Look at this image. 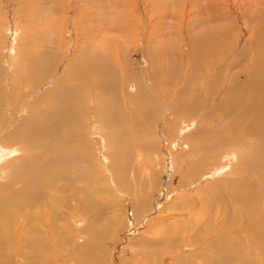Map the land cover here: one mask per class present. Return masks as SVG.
I'll list each match as a JSON object with an SVG mask.
<instances>
[{"label":"rangeland","instance_id":"374dc122","mask_svg":"<svg viewBox=\"0 0 264 264\" xmlns=\"http://www.w3.org/2000/svg\"><path fill=\"white\" fill-rule=\"evenodd\" d=\"M263 52L264 0H0V186L17 149L3 140L75 59L106 60V77L114 72L118 91L112 106L138 126L130 119L120 132L123 148L110 153L97 119L102 101L86 96L79 126L90 170L72 182L85 190L86 212L64 199L44 215L22 204L17 213L7 209L18 218L9 229V213L0 209V264H75L83 245H91L83 252L90 264L201 263L193 257L197 247L185 242L209 237L206 223L238 156L222 149L193 168L201 161L199 144L221 123L214 107L225 83L222 75L209 80L224 66L226 78L245 71ZM38 59L50 68L38 67L46 78L28 79L36 81L32 89L25 69ZM142 92L147 98L129 99ZM35 233L47 245L41 254L25 243L37 240ZM242 248L238 260L264 264V248ZM200 254L222 261L210 250Z\"/></svg>","mask_w":264,"mask_h":264},{"label":"bare ground","instance_id":"6f19581e","mask_svg":"<svg viewBox=\"0 0 264 264\" xmlns=\"http://www.w3.org/2000/svg\"><path fill=\"white\" fill-rule=\"evenodd\" d=\"M222 47L221 44L218 48L220 52ZM209 53L212 56L214 54ZM102 59L91 57L73 60L56 79L52 88L45 92L36 103H33V107L29 108L28 114H31L23 120V123H19L12 133L4 137L3 142L6 141L13 147L17 146V149L14 150V156H12L16 158L10 159L11 161L3 167L5 174H3L4 178L0 186V196L2 192L6 193V199L3 202L0 201L1 210L14 209V213H17L15 211L20 208V205L26 204L35 212L43 213L52 211L64 199L65 202L77 203L73 211L86 212L88 202L83 196L85 190L76 191L73 188L74 185L72 186L74 180L83 181L90 170L87 166L89 147L79 126L82 120L80 110L83 101L86 96H93L98 101H102L98 108L97 119L105 131L103 137L110 153H117L121 147L123 148L120 132L121 129L122 131L128 129L131 119L112 106L111 96L118 93L115 88V74L112 71L109 77H106V60ZM210 61L211 68L215 70L217 62L213 57ZM236 62L239 63V60ZM262 64H264V58L261 56L252 63L248 62L245 71L235 73L229 78L222 74V69L227 66H221L218 73L211 75L209 80L211 83L219 82L223 76L225 83L222 91L223 97H220V101L216 102L214 107L215 115L219 116L221 123L218 127H214L215 131L199 144L202 152L199 155L202 157L193 168L207 163L208 156L222 149H237L238 156L237 162L229 172V179L225 178L223 182L221 181L224 188L219 191V198L216 200L218 203L215 204L204 230L206 237H209L201 238L200 245H194L198 241L197 243L191 240L185 242L186 247L198 248L193 256L198 258L197 260L200 258L201 263L197 262V264L215 263L214 256L211 258V256L200 254L206 250L214 252L215 256L224 263L226 261L227 264H248L246 259L238 260V255L243 251L242 245L255 243L264 248V206L261 203L264 200V67L259 68ZM38 67L50 68L48 63H42L40 59L37 63L31 62L30 66L25 69L27 78L25 80L24 77V81L27 84H29L28 79L37 78V81L43 78L44 81L46 78V73L45 77L43 75L45 70L41 71ZM126 77L133 78L130 74ZM36 81L29 84L32 89ZM110 87L113 89L111 93ZM144 93L135 95L133 99L129 97V99L134 100L139 97L141 101V98H147L143 96ZM36 105L37 107L34 108ZM194 112L195 109H192L188 113L192 115ZM136 115L139 116L140 113ZM130 123L136 127V121L131 119ZM137 127L135 129H138ZM207 139H209L208 143L205 142ZM6 153L11 154L9 151ZM6 153L2 155L7 157ZM77 167H80V170ZM95 171L96 175L101 174V169L96 167ZM58 194L61 195V200L54 201ZM80 196L82 199H79ZM53 205L55 207H52ZM8 213L6 223L7 228L10 229L11 222H15L18 218L17 214L10 213V211ZM38 216L41 217L40 214ZM226 230L228 234L225 233ZM37 237V240L25 243L38 245L36 248L40 253L47 245L41 234ZM88 247L91 245H83L82 252L76 255L75 264H90L89 258L83 254ZM193 257L190 260L193 261Z\"/></svg>","mask_w":264,"mask_h":264}]
</instances>
